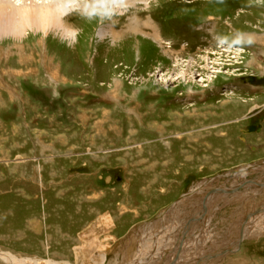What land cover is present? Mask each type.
Returning <instances> with one entry per match:
<instances>
[{
    "label": "rangeland",
    "instance_id": "rangeland-1",
    "mask_svg": "<svg viewBox=\"0 0 264 264\" xmlns=\"http://www.w3.org/2000/svg\"><path fill=\"white\" fill-rule=\"evenodd\" d=\"M86 2L0 34V264H264V0Z\"/></svg>",
    "mask_w": 264,
    "mask_h": 264
},
{
    "label": "bare ground",
    "instance_id": "bare-ground-1",
    "mask_svg": "<svg viewBox=\"0 0 264 264\" xmlns=\"http://www.w3.org/2000/svg\"><path fill=\"white\" fill-rule=\"evenodd\" d=\"M76 2L77 0H30V1L0 0V34L3 33L5 34L11 31L21 32L27 27H34V26L40 29L43 28V30L45 31H47V29H49L52 26H62L63 25L61 21L62 15L65 14ZM35 3H41V4H35ZM29 4H33V6H35L36 8L29 7L28 6ZM8 7H10L11 9H15V8L16 9L12 11L11 9H8ZM255 167H259V165H254L253 168ZM262 168L264 169V167ZM233 190H234L233 187L220 186L219 188H217V190L214 193H212V197H211L212 202L214 201L216 202L218 198H224L226 194L229 193L231 194ZM228 196L230 197V195ZM208 213L210 212L208 211ZM261 213H264L262 209L256 212L257 218L261 216ZM245 227L247 226L245 225ZM245 227L242 229L243 233ZM145 241L146 240H144L143 243H145ZM154 242L157 243L158 240L155 238ZM144 245L145 244H143L141 247L144 248ZM182 245L184 246V244ZM183 246L178 245V247L174 250L175 256L173 257L174 254H172V257L170 258L171 264H174L179 251L187 249L186 245L184 247ZM141 252L142 249L139 250L138 258L142 255ZM141 262L143 261H139L138 264H141ZM169 263L170 262H168V264ZM35 264H39V263L35 262Z\"/></svg>",
    "mask_w": 264,
    "mask_h": 264
},
{
    "label": "clouds",
    "instance_id": "clouds-1",
    "mask_svg": "<svg viewBox=\"0 0 264 264\" xmlns=\"http://www.w3.org/2000/svg\"><path fill=\"white\" fill-rule=\"evenodd\" d=\"M91 7L90 0L84 5L85 9ZM91 18V17H88ZM217 47H230L240 49L246 46H251L255 43V36L252 33L242 30H235L231 35H217L215 37Z\"/></svg>",
    "mask_w": 264,
    "mask_h": 264
},
{
    "label": "water",
    "instance_id": "water-1",
    "mask_svg": "<svg viewBox=\"0 0 264 264\" xmlns=\"http://www.w3.org/2000/svg\"><path fill=\"white\" fill-rule=\"evenodd\" d=\"M256 131H257V126L256 125H251L246 130L247 133L256 132ZM191 194H192V192L191 193H187L183 197H186V196L191 195Z\"/></svg>",
    "mask_w": 264,
    "mask_h": 264
},
{
    "label": "flooded vegetation",
    "instance_id": "flooded-vegetation-1",
    "mask_svg": "<svg viewBox=\"0 0 264 264\" xmlns=\"http://www.w3.org/2000/svg\"><path fill=\"white\" fill-rule=\"evenodd\" d=\"M257 126V125H256ZM257 129H258V126H257ZM259 167H261V165L259 166ZM263 211H264V209H263ZM264 214V213H263Z\"/></svg>",
    "mask_w": 264,
    "mask_h": 264
}]
</instances>
